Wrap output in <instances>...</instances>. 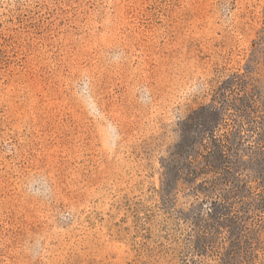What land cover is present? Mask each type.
<instances>
[{"label": "rangeland", "instance_id": "obj_1", "mask_svg": "<svg viewBox=\"0 0 264 264\" xmlns=\"http://www.w3.org/2000/svg\"><path fill=\"white\" fill-rule=\"evenodd\" d=\"M263 31L264 0H0V264H264Z\"/></svg>", "mask_w": 264, "mask_h": 264}, {"label": "trees", "instance_id": "obj_2", "mask_svg": "<svg viewBox=\"0 0 264 264\" xmlns=\"http://www.w3.org/2000/svg\"><path fill=\"white\" fill-rule=\"evenodd\" d=\"M257 32H259V31H257ZM259 41L264 45V31L262 32V36L259 38ZM262 94L264 95V90L262 91ZM263 95H262V98H264ZM217 221L219 222V218Z\"/></svg>", "mask_w": 264, "mask_h": 264}]
</instances>
